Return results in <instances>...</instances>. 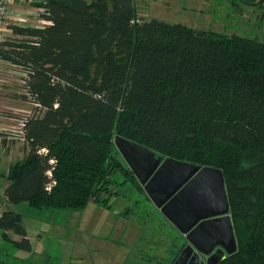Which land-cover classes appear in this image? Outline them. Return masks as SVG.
<instances>
[{"label": "trees", "instance_id": "obj_1", "mask_svg": "<svg viewBox=\"0 0 264 264\" xmlns=\"http://www.w3.org/2000/svg\"><path fill=\"white\" fill-rule=\"evenodd\" d=\"M32 1L47 24L12 27L19 37L1 43L34 106L21 131L30 152L10 170L7 201L83 211L110 208L124 188L151 201L119 136L221 170L237 243L221 264H264V41L146 20L136 0ZM0 228L4 241L32 250L22 214L4 211Z\"/></svg>", "mask_w": 264, "mask_h": 264}, {"label": "rangeland", "instance_id": "obj_2", "mask_svg": "<svg viewBox=\"0 0 264 264\" xmlns=\"http://www.w3.org/2000/svg\"><path fill=\"white\" fill-rule=\"evenodd\" d=\"M136 8L146 20L264 41V9L244 0H136ZM8 76L6 81L0 76V89L17 83L13 73ZM22 76L17 79L24 93ZM5 187L0 176V205ZM28 206L24 202L11 209L23 215L32 250L4 241L0 228V264H171L186 243L144 194L125 188L111 200L110 208L90 203L83 211L36 213ZM127 211L129 216H119Z\"/></svg>", "mask_w": 264, "mask_h": 264}, {"label": "water", "instance_id": "obj_3", "mask_svg": "<svg viewBox=\"0 0 264 264\" xmlns=\"http://www.w3.org/2000/svg\"><path fill=\"white\" fill-rule=\"evenodd\" d=\"M114 142L155 207L186 239L174 264H221L236 252L221 170L163 160L119 136Z\"/></svg>", "mask_w": 264, "mask_h": 264}, {"label": "crops", "instance_id": "obj_4", "mask_svg": "<svg viewBox=\"0 0 264 264\" xmlns=\"http://www.w3.org/2000/svg\"><path fill=\"white\" fill-rule=\"evenodd\" d=\"M10 8L12 12L11 27H14V30L15 28L38 27L43 25L40 19L41 17L38 14V8L34 6V3L28 0H13ZM19 20H22L23 23H20ZM11 27L8 31L7 39L19 37V33H15ZM8 73L14 74L16 77L14 80L17 83L12 88L0 89V176L5 178L6 181V187L2 193L3 200L2 205H0V214L6 210H12L11 206L13 204L7 201L5 194L6 188L9 185L8 176L13 165L26 158L30 152L28 143L24 140L23 135L20 134L22 131L20 121L27 118L34 108L33 105L24 101L21 97L23 93L21 92L20 84H18L20 78L17 79L21 73L15 70L10 63L1 59L0 76L2 80L6 81L8 79L7 77H10ZM28 207L30 209L28 211H33L30 205ZM9 236L13 239L17 238L13 233H9Z\"/></svg>", "mask_w": 264, "mask_h": 264}, {"label": "built area", "instance_id": "obj_5", "mask_svg": "<svg viewBox=\"0 0 264 264\" xmlns=\"http://www.w3.org/2000/svg\"><path fill=\"white\" fill-rule=\"evenodd\" d=\"M31 2H33V1L31 0ZM12 3H13V0H0V60H1V43L7 39V34H8L10 27H11L12 12H11L10 7H11ZM19 22L23 23L22 20H20ZM42 22L47 24V22H45V21H42ZM21 75H22V73H21ZM22 77L24 78L25 75H23ZM21 83L24 84V81L21 80ZM29 104L33 105L32 103H29ZM31 115H32V112L28 115V117ZM27 118L20 121L21 129L23 127L24 121ZM0 217H1V214H0Z\"/></svg>", "mask_w": 264, "mask_h": 264}, {"label": "flooded vegetation", "instance_id": "obj_6", "mask_svg": "<svg viewBox=\"0 0 264 264\" xmlns=\"http://www.w3.org/2000/svg\"><path fill=\"white\" fill-rule=\"evenodd\" d=\"M186 246H187V243H186L185 247H186ZM185 247H184V248H185Z\"/></svg>", "mask_w": 264, "mask_h": 264}]
</instances>
